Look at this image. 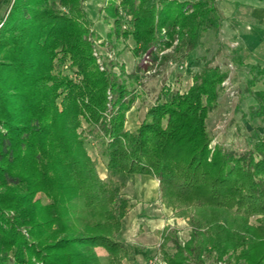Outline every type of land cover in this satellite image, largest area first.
<instances>
[{"label": "trees", "instance_id": "trees-1", "mask_svg": "<svg viewBox=\"0 0 264 264\" xmlns=\"http://www.w3.org/2000/svg\"><path fill=\"white\" fill-rule=\"evenodd\" d=\"M83 1L59 0L61 11L50 0H13L0 21V264L134 259L145 246L116 237L132 207L119 177L133 174L157 178L160 203L188 218L182 242L177 230L160 231L167 264H204L211 253L235 264H264V140L228 152L211 145L206 128L225 74L208 66L193 74L185 92L164 86L138 127L126 129L136 96L93 55ZM214 1L121 0L130 30L113 5L108 13L115 34L131 36L137 53L170 45L174 34L191 49L218 25ZM64 60L78 82L53 73ZM82 119L102 131L105 179L78 132Z\"/></svg>", "mask_w": 264, "mask_h": 264}, {"label": "rangeland", "instance_id": "rangeland-1", "mask_svg": "<svg viewBox=\"0 0 264 264\" xmlns=\"http://www.w3.org/2000/svg\"><path fill=\"white\" fill-rule=\"evenodd\" d=\"M12 1L0 0V21ZM120 2L121 0H84L82 6L90 23L86 38L93 44V55L97 57L101 69L107 67L118 74L119 79L136 96L125 114L126 129L138 127L147 108L157 101L164 86L173 91L185 92L192 84L194 73L204 67L217 66L225 74V78L218 87L217 101L210 108L206 119V128L212 138L211 145L217 144L228 152L241 153L252 149L259 138L264 140V76L260 72L264 65V0H215L218 25L203 31L194 48L179 46V37L174 34L172 38H168L170 45L168 42L159 43L151 52L149 48L138 53L131 36H118L114 32V18L108 13L111 5L121 16L123 30L131 29ZM50 4L66 11L59 0H50ZM90 5L95 8V17L89 14ZM97 19L101 22L96 28ZM164 34L166 36V31L161 35ZM70 63V60L57 61L53 73L78 82L81 76ZM81 122L78 132L86 139L84 146L96 162V171L105 179L107 170L101 144L102 131L98 126H88L83 119ZM119 179L124 180V195L133 203L127 215L139 210L142 215L154 217V224L150 227L142 226L139 231L134 228L125 232L124 238L129 243L141 240V243L150 245L144 259L139 256L137 263L124 260L123 264H149L154 256L162 261L159 253L160 231L165 226L175 229L178 240L182 242L189 235L188 218L177 216L172 208L160 203L158 196L152 201L139 199L146 182L140 176L129 175ZM151 183L154 188L157 187L155 180ZM146 184L150 186V183ZM35 198L42 202L48 201L42 193H37ZM23 232L27 234L24 229ZM95 251L101 260L106 259L103 248L97 247ZM216 261L212 253L205 255L204 264H216ZM227 261L235 264L230 258ZM35 264L41 262L35 260Z\"/></svg>", "mask_w": 264, "mask_h": 264}, {"label": "crops", "instance_id": "crops-1", "mask_svg": "<svg viewBox=\"0 0 264 264\" xmlns=\"http://www.w3.org/2000/svg\"><path fill=\"white\" fill-rule=\"evenodd\" d=\"M88 9H89V14L91 16H94L95 17V14H96L95 8L90 5L88 7ZM100 22H101V20H98V19L96 20V22H95L96 28H97L98 23H100ZM100 26H102V25H100ZM111 37H112V35H111ZM136 128H137V126L134 129H136ZM129 130H132V129H129ZM133 175L140 176L141 179L143 178L144 180H146V182L150 183V186H149V184H146V182H145V184L143 185L144 186L143 187V195H142V197H139V199L142 198V201H150V200L152 201L153 199L156 198V196H158L157 198H159V181H158L157 178H155V177H153L151 175H146V174H133ZM154 180L157 182L156 183L157 184V187L156 188H154L152 186V183H151ZM140 185H141V182L139 181L138 186L140 187ZM129 200H130V198H129ZM159 200H160V198H159ZM130 202H131V204H133L131 200H130ZM135 207L136 206H133V208H135ZM127 214H128V212H127ZM127 214L122 218L121 228L118 231V233L116 234L117 239H119L121 241L129 242V240H127L126 238H124V235L126 234L125 233L126 231H131L134 228H137L138 231H139L142 226H146V227L149 226L150 227L152 224H154V220H153L154 217L152 215H146V214L142 215L143 213L141 214V211L139 212V210H137V211L134 210L132 213H130L129 216ZM142 217L144 219H142ZM137 220H138V222H137ZM135 242L136 243H140L143 246H145V249L144 250L135 252L134 259L129 260V261H132L134 263L135 262L137 263L139 256L142 257V259H144L145 254H148V252H149L148 251V249H149V246L148 245H150V244H143V243H141V240L140 241H135Z\"/></svg>", "mask_w": 264, "mask_h": 264}, {"label": "built area", "instance_id": "built-area-1", "mask_svg": "<svg viewBox=\"0 0 264 264\" xmlns=\"http://www.w3.org/2000/svg\"><path fill=\"white\" fill-rule=\"evenodd\" d=\"M162 259V258H161ZM157 262H162V264H167L163 259H162V261L161 260H159L158 259V257H156V256H154L153 257V259L151 258L150 260H149V264H156ZM216 264H233V263H231V262H228L227 261V257H223L222 259H218L217 261H216Z\"/></svg>", "mask_w": 264, "mask_h": 264}]
</instances>
